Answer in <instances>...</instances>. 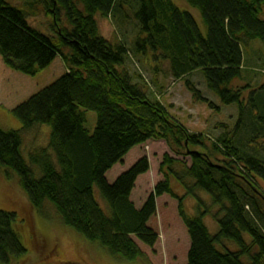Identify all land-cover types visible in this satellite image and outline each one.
<instances>
[{
    "label": "trees",
    "instance_id": "trees-1",
    "mask_svg": "<svg viewBox=\"0 0 264 264\" xmlns=\"http://www.w3.org/2000/svg\"><path fill=\"white\" fill-rule=\"evenodd\" d=\"M18 1L22 9L0 0L4 64L35 76L60 57L67 70L13 110L21 130L0 128V170L17 178L31 207L39 213L52 206L66 227L134 262L143 258L142 247L158 244L157 201L168 196L177 202L181 223L173 227L162 214L166 243H174L179 232L185 242L175 264H264V193L258 186L264 181V86L249 101L250 87H232L243 80L244 49L255 41L264 46V0H185L200 13L205 34L192 13L172 0ZM40 14L50 19V35L29 23ZM97 16L115 19L120 29L135 23L131 47L119 37L104 38ZM131 56L148 58L156 72L158 65L168 64L170 76L184 81L194 100L219 110L190 80L200 73L222 105L238 107L233 131L211 146L204 135L188 131L135 80L127 68ZM87 112L97 116L92 134L85 128ZM42 125L51 129L49 145L32 149L27 161L24 135ZM149 141L165 142L183 159L164 157V180L137 208L131 196L137 180L150 171L148 159L137 161L112 184L106 174ZM198 193L208 195L211 205ZM188 197L197 201L196 216L186 211ZM207 217L218 225L216 234ZM16 224L15 213L0 211V264L26 253ZM229 243L238 251L231 252Z\"/></svg>",
    "mask_w": 264,
    "mask_h": 264
},
{
    "label": "rangeland",
    "instance_id": "rangeland-1",
    "mask_svg": "<svg viewBox=\"0 0 264 264\" xmlns=\"http://www.w3.org/2000/svg\"><path fill=\"white\" fill-rule=\"evenodd\" d=\"M11 6L22 9V2L18 0H4ZM182 11H188L197 20L203 33H206L200 13L193 9L185 0H172ZM101 35L107 40L115 41L117 37L131 47L136 35L135 23L117 28L115 19L96 17ZM30 25L44 35H50V19L40 14L29 19ZM121 26V25H120ZM243 80L233 83V88L250 87L245 94L246 101L250 100L253 91L264 86V46L260 42H252L244 49ZM127 68L135 80L146 86L151 97L160 98L168 109L172 118L188 131L197 135H204L210 143L218 140L224 133H231L238 121V107L224 106L219 98L207 88L200 73H195L190 80L218 109H211L209 105L193 99L184 81H178L170 76L168 64L157 67L148 58L131 56ZM67 73L60 57L35 76H26L10 70L0 57V128L3 131H18L22 129L20 121L14 116L13 110L26 102L32 96L52 85ZM257 89V90H256ZM97 125V116L87 112L85 128L92 134ZM225 126L226 128H223ZM51 129L49 126H37L24 135L23 156L28 161L32 149L47 148ZM183 159L173 154L167 144L161 141H149L134 148L124 159L113 167L107 174L106 180L112 184L123 173L128 171L137 161L147 158L150 171L141 176L135 185L131 200L137 208L145 203L156 185L164 180L160 172V165L164 157ZM188 165L191 163L186 159ZM6 169L0 170V211L16 214V228L26 253L21 258L12 259L10 264H175L184 255V239L179 232L174 243H166L162 226V214L167 217L170 225L181 223L177 216V202L166 196L157 201L156 226L160 235L158 244L153 249L143 248V258L138 261H127L119 256L111 255L99 243L88 242L84 237L66 227L52 206L43 208L42 212L35 211L25 194L18 185L15 176L7 178ZM178 183L173 181L172 187L183 195ZM260 191L264 193V181H259ZM207 206L211 205L208 195L198 193ZM97 200L105 212H109L106 203L97 196ZM164 207L162 208L161 205ZM186 211L190 216L197 215V201L193 197L185 200ZM163 209V210H162ZM206 224L213 234L218 231V225L211 217L206 218ZM140 246V245H139ZM231 252H237L235 244H227ZM221 251L222 248L219 247ZM186 263V259L183 261Z\"/></svg>",
    "mask_w": 264,
    "mask_h": 264
}]
</instances>
